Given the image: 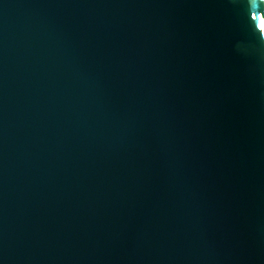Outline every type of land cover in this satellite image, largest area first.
<instances>
[{
  "label": "water",
  "instance_id": "obj_1",
  "mask_svg": "<svg viewBox=\"0 0 264 264\" xmlns=\"http://www.w3.org/2000/svg\"><path fill=\"white\" fill-rule=\"evenodd\" d=\"M0 264H264V0H0Z\"/></svg>",
  "mask_w": 264,
  "mask_h": 264
}]
</instances>
